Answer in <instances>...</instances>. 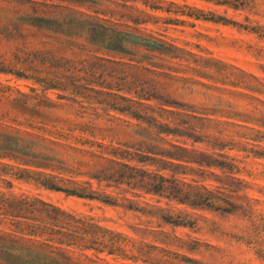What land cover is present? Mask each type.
<instances>
[{
    "label": "rangeland",
    "instance_id": "374dc122",
    "mask_svg": "<svg viewBox=\"0 0 264 264\" xmlns=\"http://www.w3.org/2000/svg\"><path fill=\"white\" fill-rule=\"evenodd\" d=\"M66 60L75 69L76 89L70 84L44 89L16 75L38 66L63 76ZM164 102L175 107L159 104ZM35 113L61 121H32ZM147 116L189 120L226 144L222 150L206 141L194 147L226 154L229 158L218 159L235 165L241 180L234 185L225 180L236 188L229 193L235 206L222 210L142 197L138 206L148 201L187 222L167 223L120 200L66 195L32 178H16L12 167L35 168L8 158H0V192L37 196L109 229L155 241L172 252L169 264H264V0H0V146L24 143L31 138L27 134L52 137L49 131L68 127L71 120H92L105 144L131 145L145 139ZM165 138L179 144L183 137ZM207 170L201 183L216 191L215 175L220 179L228 169ZM10 228L0 221V231Z\"/></svg>",
    "mask_w": 264,
    "mask_h": 264
},
{
    "label": "trees",
    "instance_id": "16d2710c",
    "mask_svg": "<svg viewBox=\"0 0 264 264\" xmlns=\"http://www.w3.org/2000/svg\"><path fill=\"white\" fill-rule=\"evenodd\" d=\"M65 63L63 76L38 66L25 67L21 72H16V75L31 78L44 89H69L70 85L76 89L78 86L71 80L76 75L75 69L70 65V60ZM70 91L76 90L72 88ZM71 99L75 101L74 98ZM47 101L49 107L54 106V101ZM136 103L151 111L155 108L141 101ZM159 104L175 107L173 102ZM163 109L171 114L182 115L179 111ZM129 113L132 117L142 118L141 114ZM184 115L205 120L193 114ZM175 118L160 122L156 116L145 117L144 121L148 123L145 127V139L131 145L105 144L98 140L104 136L97 132L100 128L92 120H71L70 126L49 131L48 135L52 137L27 134L31 138L24 143L0 146V158L34 167L35 170L25 166L12 168L18 172L16 178H32L37 185L46 189L111 204L120 200L126 202L128 208L138 210L146 217L185 225L187 222L174 219L168 214V210L144 200V206L140 207L139 201H142V197L151 195L150 199L156 196L155 201L164 198L190 206L207 205L226 210L235 206L229 200V193L236 188H229L228 182L241 179L235 176L238 170L233 163L218 159L229 158L226 154L194 147L195 142L206 141L211 143L212 149L222 150L226 144L218 142L216 137L209 138L205 135L203 125L189 120L175 122ZM31 119L44 124L61 121L58 117L55 119L39 113H35ZM167 135L183 138L176 144L167 140ZM34 138L43 140L45 144L37 145ZM7 140L17 139L9 137ZM230 159L235 160L233 157ZM213 166L228 169L222 179L215 175L214 180L218 182L216 191L201 183L208 179L207 169ZM227 178L228 182L225 181ZM107 188L116 192H107ZM2 220L10 223L12 232L0 231V264L170 263L172 252L158 246L155 241L149 242L143 236L135 238L109 229L91 216L67 211L37 196L0 192V221ZM158 234L165 238L168 236L163 230ZM173 239L178 238L174 236Z\"/></svg>",
    "mask_w": 264,
    "mask_h": 264
}]
</instances>
